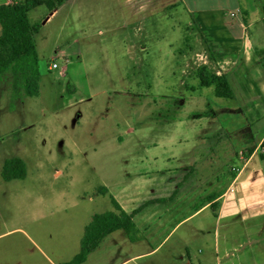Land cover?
<instances>
[{
	"label": "rangeland",
	"instance_id": "obj_1",
	"mask_svg": "<svg viewBox=\"0 0 264 264\" xmlns=\"http://www.w3.org/2000/svg\"><path fill=\"white\" fill-rule=\"evenodd\" d=\"M170 2L27 11L37 93L13 85L10 71L0 77V172L7 159L24 163L20 179L0 174V264L69 260L92 214L113 211L110 196L133 212L134 236L108 233L80 264H264L260 145L227 186L259 136L211 86L199 88L196 68L212 63ZM212 192H224L216 222L203 206Z\"/></svg>",
	"mask_w": 264,
	"mask_h": 264
},
{
	"label": "crops",
	"instance_id": "obj_2",
	"mask_svg": "<svg viewBox=\"0 0 264 264\" xmlns=\"http://www.w3.org/2000/svg\"><path fill=\"white\" fill-rule=\"evenodd\" d=\"M10 1L5 0L4 3H9ZM128 1H131L132 4L134 3V0ZM170 3H172L171 5H177L181 11L188 14L191 21L190 24H192L198 34L196 36L212 54V60L206 56L212 63L213 69L210 71L225 75L234 98L232 100H224L231 103L233 106L232 112H238L242 116L244 120L242 127L245 126L247 130H250L251 125H253L254 135L259 136H257L256 140L251 137L253 138L251 143L244 145L245 149L241 152L243 161L238 169L234 167L235 172L231 173L232 176L227 185L231 186L236 182L253 155L255 153L258 154V147L264 139V72L259 63L260 50L263 48H258L256 45L263 41L259 29H264V15L261 10L264 0H171ZM53 11L49 12L48 16ZM51 64L50 68H52ZM206 67L208 69L207 65ZM209 86L213 90L212 85ZM201 87L208 88V86ZM205 121L213 122L212 119ZM260 149L262 151V148ZM259 154L260 161L264 160V158H260ZM217 178L218 176L212 179L217 182ZM227 186L225 190H227ZM224 192L220 194L210 193L203 205L211 207L215 222L220 217L222 218L221 204H218L217 200ZM210 203L213 204V207ZM113 212H115L114 207ZM132 214L133 212L131 213V221ZM124 234L127 233L124 231ZM223 256H225V253H223ZM177 257L182 258L181 255ZM202 258L199 260L202 261ZM117 264H121V262ZM179 264L191 263L189 260H186V262L182 260ZM198 264L206 263L198 262ZM215 264H220V261L216 260Z\"/></svg>",
	"mask_w": 264,
	"mask_h": 264
},
{
	"label": "trees",
	"instance_id": "obj_3",
	"mask_svg": "<svg viewBox=\"0 0 264 264\" xmlns=\"http://www.w3.org/2000/svg\"><path fill=\"white\" fill-rule=\"evenodd\" d=\"M66 0H11L9 3L0 4V77L5 71L12 73V84L23 85L28 96L37 93L36 56L32 35L36 32L35 26L30 24L27 11L37 5H44L50 11L55 10ZM264 15V4L261 7ZM205 45V44H204ZM207 56L212 60V54L208 50ZM259 63L264 72V47L260 50ZM198 86L212 85V93L215 97L232 100L234 98L225 75L209 71L206 65L196 68ZM13 87V90L15 92ZM17 90V89H16ZM260 158H264V139L261 141ZM1 177L4 180L20 179L24 176V163L19 158L7 159L1 168ZM101 194L106 193L104 186L98 188ZM110 203L115 209L92 214L89 222L84 226L79 239V249L69 260L60 264H79L84 261L86 255L108 233L122 229L127 234L132 233L133 223L131 213L124 212L116 201L110 196ZM213 203V202H212ZM210 205L213 207V204ZM131 238L130 235H128Z\"/></svg>",
	"mask_w": 264,
	"mask_h": 264
},
{
	"label": "built area",
	"instance_id": "obj_4",
	"mask_svg": "<svg viewBox=\"0 0 264 264\" xmlns=\"http://www.w3.org/2000/svg\"><path fill=\"white\" fill-rule=\"evenodd\" d=\"M231 14H232V13H231ZM51 67H52V68L56 67V64H55V63H52V64H51Z\"/></svg>",
	"mask_w": 264,
	"mask_h": 264
}]
</instances>
